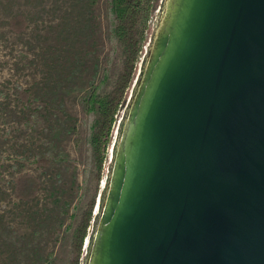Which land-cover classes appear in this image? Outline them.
<instances>
[{
    "label": "water",
    "instance_id": "95a60500",
    "mask_svg": "<svg viewBox=\"0 0 264 264\" xmlns=\"http://www.w3.org/2000/svg\"><path fill=\"white\" fill-rule=\"evenodd\" d=\"M171 1L92 263L264 264V0Z\"/></svg>",
    "mask_w": 264,
    "mask_h": 264
},
{
    "label": "rangeland",
    "instance_id": "374dc122",
    "mask_svg": "<svg viewBox=\"0 0 264 264\" xmlns=\"http://www.w3.org/2000/svg\"><path fill=\"white\" fill-rule=\"evenodd\" d=\"M160 2L99 171L91 146L98 115L86 112L84 101L94 87L110 91L122 71L111 0H0V264H70L73 230L95 199V227L88 229L80 257V264H94L135 91L173 4ZM18 14L28 21L22 33L10 29ZM21 87L30 90L27 101ZM25 171L42 185L36 199L20 201L13 183Z\"/></svg>",
    "mask_w": 264,
    "mask_h": 264
},
{
    "label": "trees",
    "instance_id": "16d2710c",
    "mask_svg": "<svg viewBox=\"0 0 264 264\" xmlns=\"http://www.w3.org/2000/svg\"><path fill=\"white\" fill-rule=\"evenodd\" d=\"M95 3L96 0H91ZM160 0H111V10L117 24L114 28L115 37L123 45V67L117 76L113 88L101 94L97 88L91 89L88 97L85 98V111L96 112L97 117L93 123L91 146L93 156L99 171L108 156V147L112 142V130L117 122L118 111L128 103L126 92L133 83L136 64L143 50L144 41L148 38V31L152 19L158 7H161ZM28 27L27 18L21 14L13 17L10 21V29L15 33H22ZM22 101L30 97V90L20 88ZM41 164L46 160L40 159ZM15 196L20 201L34 200L38 197L41 189V180L35 174L25 171L14 178ZM95 199L90 206L82 212L72 234L73 258L70 264H80V257L86 238L89 236L88 229L93 225ZM97 221V219L95 220ZM92 238V236H91ZM48 264H53L49 261Z\"/></svg>",
    "mask_w": 264,
    "mask_h": 264
},
{
    "label": "bare ground",
    "instance_id": "6f19581e",
    "mask_svg": "<svg viewBox=\"0 0 264 264\" xmlns=\"http://www.w3.org/2000/svg\"><path fill=\"white\" fill-rule=\"evenodd\" d=\"M170 33H171V31H170ZM169 33V34H170ZM163 33H162V31L160 32V34H159V37L162 35ZM154 62V61H153ZM156 63V62H155ZM153 64V63H152ZM152 64H151V66H152ZM155 65V64H154ZM153 67L154 66H152V68L150 67V70L152 71V69H153ZM154 70L155 69H153V72H154ZM150 73V72H149ZM149 78L148 77H146L145 78V80H144V82H143V85H142V87H141V89H140V91H139V93H138V96H137V98H136V100L137 101H135V104H134V107H133V110H132V114H131V118H130V120H129V122H128V124H127V128H126V135H127V133L130 135V134H132V126H133V121H135V118H136V115H137V110H138V107H139V104H140V101H141V99H142V92L144 91L145 92V86H146V84H148L149 83V80H148ZM148 80V81H147ZM123 157H125V152H124V155H123ZM120 164L121 165H123L124 163H123V159H121V161H120Z\"/></svg>",
    "mask_w": 264,
    "mask_h": 264
}]
</instances>
